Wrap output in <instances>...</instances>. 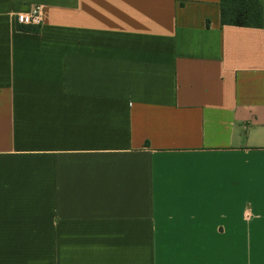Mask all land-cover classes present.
<instances>
[{
  "label": "crops",
  "instance_id": "obj_1",
  "mask_svg": "<svg viewBox=\"0 0 264 264\" xmlns=\"http://www.w3.org/2000/svg\"><path fill=\"white\" fill-rule=\"evenodd\" d=\"M0 264H264V27L0 0Z\"/></svg>",
  "mask_w": 264,
  "mask_h": 264
},
{
  "label": "trees",
  "instance_id": "obj_2",
  "mask_svg": "<svg viewBox=\"0 0 264 264\" xmlns=\"http://www.w3.org/2000/svg\"><path fill=\"white\" fill-rule=\"evenodd\" d=\"M223 26L261 29L264 7L260 0H220Z\"/></svg>",
  "mask_w": 264,
  "mask_h": 264
},
{
  "label": "built area",
  "instance_id": "obj_3",
  "mask_svg": "<svg viewBox=\"0 0 264 264\" xmlns=\"http://www.w3.org/2000/svg\"><path fill=\"white\" fill-rule=\"evenodd\" d=\"M43 13L41 7H34L29 13L19 14L16 22L19 26L39 27L42 24Z\"/></svg>",
  "mask_w": 264,
  "mask_h": 264
}]
</instances>
